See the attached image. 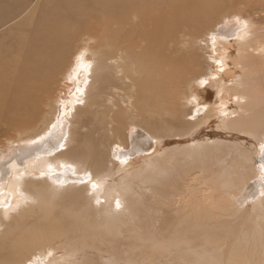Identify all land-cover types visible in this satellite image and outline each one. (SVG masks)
Returning <instances> with one entry per match:
<instances>
[{
    "label": "bare ground",
    "instance_id": "bare-ground-1",
    "mask_svg": "<svg viewBox=\"0 0 264 264\" xmlns=\"http://www.w3.org/2000/svg\"><path fill=\"white\" fill-rule=\"evenodd\" d=\"M211 7L212 4L208 0H179L174 2L173 6L164 0H42L32 14L12 30L0 36V123L2 122L7 129L18 132H34L35 128L44 125L48 118L46 115L52 110V101L58 94L59 86L70 83V86L67 87L68 96H65L69 111H66L65 107L63 109L67 117L60 120L55 118L51 125L45 127L42 132L28 135L25 140L22 138L10 140L9 148L11 149L13 146L15 149L0 156V264H93L86 257L85 251L84 253H80V251L89 248L92 242L101 237L103 242L114 241L118 237L125 240H159L150 232L144 234L139 231V233L135 232V235L130 236L132 239L127 235L137 231L138 225L144 223L139 224L141 218L137 214L139 211L137 203L140 196L142 199V195L136 191L140 186L135 181H140V185L145 187L144 191L147 190L151 196L153 195L152 198L156 196V191L158 192L152 186L158 185L165 190L171 188L172 179H175L179 174L178 170L169 173L162 166H158L159 164L156 165L155 160L165 154L164 147L167 145V141L163 140L165 136L185 137L183 133H175L176 127L171 120L167 119L166 122L163 118V112L170 110L162 103L166 98L163 99V94L160 93L162 89L159 92L158 86L151 85L149 89L143 88L142 90L141 85L145 81L144 78L141 77L139 78L141 80H137L138 82H133L127 76L128 71L119 63L122 62L121 55L117 61L114 60L116 50L123 44H126L123 47L125 54H129L130 57H138L133 50L141 48L138 45L140 42H145L143 54L138 58L147 59V61L160 58L159 65L169 68L170 74L165 77L164 82L172 88L173 92L170 89L172 94L174 90L185 88V92L180 90L182 93L179 97L177 94L178 102L180 104L181 101L183 102L181 109L178 108L180 109L178 118L197 116L200 118L199 124L202 119L207 118L206 120H208L209 117H215L218 127L234 132L238 131V133L244 132L247 137L255 140V144H251L252 149L248 153L249 156L244 157L245 163H251L254 177L243 186L244 190L241 194L238 192V196L233 197L234 203L230 205L250 203L252 212L264 209V111L259 108L264 105V86L262 82V84L254 82L259 79L260 75H256V77L254 73L264 71V28H253V23L238 21L235 27L217 34H214L215 31H211L205 35L203 45L205 53L208 54L207 59L211 64V69L204 78L199 77L191 84V81L188 82L186 78L190 70L188 66L197 64L198 61L192 57H183L185 53L181 55L183 58L180 55L177 57V53L181 54L182 50H179L181 49L179 46H185L187 35L195 34L198 31L199 16H201L199 12ZM26 9L25 3L19 5V0L18 3L14 0H0V26L7 25ZM177 9L179 11L185 9V13L172 17L171 13ZM191 11H196L199 15L188 14ZM148 26L151 27V31H147L146 27ZM194 49L195 46H191L189 50ZM232 50L236 51L235 57L231 54ZM227 60L230 61V65L232 64L234 69L227 68ZM137 68L131 67L134 74L141 71V68ZM157 71L159 72V69ZM235 71H240L243 75L238 76ZM144 84L146 85V83ZM210 89H214L215 100L208 103L207 97L213 93ZM187 91H189L188 94ZM149 93L154 95L146 96ZM138 100H142L149 106L155 103L154 105L159 107L157 113L163 114V117L161 114L159 115L161 116L160 120L166 122L167 129L152 134L140 131L137 129L140 126L133 125L136 128L133 127L135 134L130 137V148H121L114 153L112 159L107 158L105 154L107 149L102 150L105 143H109L115 134H120L117 129L118 124L120 123L122 126L121 121L128 118L121 119L120 114L123 111L132 114L133 110H137V105L134 107V103ZM150 100L151 102H149ZM230 102L237 106L236 110L227 108ZM185 105L191 107L189 114L185 109H182ZM172 108L176 110V107ZM127 115L130 117L128 113ZM195 124L197 125V123ZM161 125L164 128L165 125ZM154 128L159 127L157 125ZM179 140L176 143L180 142L184 145L175 147L177 156L175 158L174 156L170 158L164 156L160 160L170 165L174 158L177 162H183L192 167L196 166L203 171V168L206 167L203 162L205 143L193 144L192 142L188 143L185 139ZM216 143L217 141L212 143V146L216 145L217 147L219 143ZM238 155L237 157L242 158L243 150L242 154ZM238 163L237 167H239ZM210 170L213 172H207V177L212 181L218 180V183L222 184L223 182H219V180L223 181L225 178L222 179L223 175L221 176L223 169L221 173L220 169L219 171ZM160 178H164L165 180H161H167V182L160 181ZM225 186L223 183L224 188ZM223 187L221 186L222 189ZM226 188L231 189L230 187ZM208 196L210 195H206L202 203L206 202L207 207L211 205L209 208L213 211L215 210L213 207L220 209L221 205L212 201L218 198L212 199V196ZM223 199L225 200V198ZM150 200L152 199L149 198L148 203H152ZM143 201L145 200L143 199ZM183 202L185 203V201ZM193 203L195 204L196 200ZM205 206H200V208L198 204V209H202L204 214L207 213ZM194 208L197 206L190 209L191 213ZM240 208L242 207L240 206ZM219 209L217 211H220ZM146 211L148 210L146 209ZM186 211L189 214L190 211L188 209ZM223 211L221 213L224 215L226 211L224 213ZM194 215H196L195 211ZM205 215H201L202 217L198 215L194 220L190 214L194 223L190 226L189 223H186L190 228L192 226L195 228L199 225L195 226L196 222L204 223ZM187 218L189 217L187 216ZM214 218L217 219V216ZM211 219L213 218L211 217ZM260 219L262 218L260 217ZM145 224L147 225V223ZM241 225L243 226L242 223ZM181 227L180 225L173 226V224L165 225V229H163L167 231V234L161 237L160 240L165 241L159 242V247L168 249L169 246H175L174 249H176L181 243L185 244L184 246L189 244V240L193 238L186 236L187 233H190L189 230ZM160 228L162 229V226ZM241 230L243 231V229ZM226 234L225 236H227ZM243 234L245 235V233ZM196 237L208 240V235H203V233H196ZM240 237L243 241L242 236ZM251 237L257 238V234H252ZM170 240L177 241L174 243ZM218 241L220 243L221 240ZM255 241L257 243V240ZM155 243L153 242V245ZM256 243L252 240V244L256 245ZM221 244L222 242L219 247ZM236 245L238 246L237 242ZM245 246L246 244L243 245V247ZM145 247L147 248V246ZM191 247L190 250H192ZM252 248L254 247L252 246ZM260 248L262 247L260 246ZM157 252L159 251L157 250ZM151 254L154 257L152 252ZM238 254L240 253L238 252ZM79 255L80 259H78ZM179 255H176L177 258ZM243 256L245 255L243 254ZM181 257L183 259V256ZM230 258L232 257L230 256ZM244 258L242 262H244ZM119 259L120 257L112 256L110 259L103 260L108 264H117ZM139 260L141 261V259ZM228 260L230 259L228 258ZM236 260L238 261V259ZM140 261L135 262L141 264ZM189 262L187 261V264ZM233 262L235 263V258L231 263ZM247 262L244 263L248 264Z\"/></svg>",
    "mask_w": 264,
    "mask_h": 264
},
{
    "label": "rangeland",
    "instance_id": "rangeland-1",
    "mask_svg": "<svg viewBox=\"0 0 264 264\" xmlns=\"http://www.w3.org/2000/svg\"><path fill=\"white\" fill-rule=\"evenodd\" d=\"M14 1H16V3H18V0H14ZM41 1L42 0H19V5L25 3L27 9L25 10V12L20 14V16H18L16 19H14L11 22H9L7 25H5L3 27L0 26V36L3 35L4 33H7L9 30H12L15 26L20 24L25 18H27L30 14H32V12L38 7V5H39V3ZM164 1L167 4L173 6V3L176 2V1H179V0H164ZM208 1L211 2L212 7L210 9H208V10H205V11L202 10V11L199 12V14H201V16H199L198 31L195 34L187 35V37L185 38V42H186L187 46H186V44H185V46L184 45L183 46H179V48H181L179 50H182V51H181V54L177 53L178 54L177 57H179V55H180V57H182L181 55H183L185 53L183 57H187V58L192 57L194 60L198 61L197 64L188 66V68L190 70H189V74L186 76V78H187L188 82L191 81L190 82L191 84L193 82H195L193 80H196L199 77H203L204 78L206 76V73H208V71H210V69H211V64H210V62L207 59L208 54L205 53L206 51H205V47L203 45V42H204V39H205V35H207L211 31H215L214 34H217V33L225 31L228 28L235 27V24L238 21L239 22L250 23V24L253 23L254 24L253 28H258V27L259 28L260 27L264 28V0H208ZM3 4L5 5V2ZM187 12H189V11H187ZM183 13H185V9L182 10V11L181 10L179 11L177 9L176 11H173L171 13V15H172V17H176V16H178V14L182 15ZM188 14H190V15L191 14L192 15H199L198 13H196V11H194V12L191 11ZM146 29H147V31L148 30L151 31L150 30L151 29L150 26L146 27ZM144 43L145 42H140V44L138 46H140L141 48H135V50H133V52H134V54H136V56L139 57L140 55L143 54L142 50L145 48V44ZM125 45L126 44H123L118 50H116V53L114 55V60L117 61L118 57L121 55L122 62H124V63L126 62L125 63L126 65L124 63H122L121 61L119 63H120V65L122 64V67H124V69L126 71H128L127 72V74H128L127 76L133 82L134 81L138 82L137 80H141V79H139L141 77H142V79L144 78L145 81H143V82L146 83V85L144 83H143L144 85L143 84L141 85L142 86V90H143V88L144 89L146 88L145 90L149 89L151 87V85L158 86L157 89L160 88L158 90L159 92L162 89L160 93L163 94V99L165 97H166L165 99H167V100L164 99L163 101L168 103V104L166 105V103H164V102H162V103H163L164 106H166V108H169L170 111L169 112L166 111V110L164 112L162 111L164 113V117H163V114L161 112H159V113L162 115V117L165 119L166 122H167V119H168V120H171L173 124H175V127H176L174 129L175 133H183L184 134V135L183 134H181V135H183L185 138H177V137H175L173 135L165 136V138L163 139V140L167 141V145L164 147L165 154H162L159 157V159L155 160L156 165L159 164L158 166H162L167 172L172 173L173 171H177L178 170L177 172H179V174H177L178 176L175 177V179H172V182H171L172 183V187H171L172 189L171 188H167L168 190L167 189L165 190V189H163V187L158 186V185L152 186V188H154V190H158V192L156 191V196H154L153 198H152L153 195L151 196V194H149V192H147V190L144 191L145 187H142L140 185V183H139L140 181H135V183L140 186L139 188L136 189V191H138V193H140V195H142V199H141V196H140L139 201L137 203V205L139 207V211H138L137 214H138L139 218H141L139 224L143 223V222L144 223L141 224V225L137 224L139 226V229L137 228L138 229L137 231L131 232V233L127 234V235H129V238L132 239L130 236H132L133 234L135 235V232L139 231L140 233H143V234L146 233V232H150L152 235H154L159 240H154V239H152V240H133V239L132 240H128V239L125 240L122 237H118L117 240H114V241L113 240H108L107 242L106 241L103 242L102 241V237H101V238H99V240H96V241L92 242L90 244L89 248L80 251V253H82V252L84 253V251H85V253L87 254L86 257L89 258L88 260L91 261L93 264H95V263L96 264H108V263H105V261L103 259L107 260V259H110L112 256L120 257V259L117 260L118 261L117 264H128V263L129 264H131V263L139 264V263H136V262L140 261L139 259H141V261H140L141 264H176V263H178V264H185L186 263L187 264V261H190L188 264H216V262H217V264H219V263L222 264V262H223V264H228L229 261H231V260L234 261V258H235V263L234 262L231 263L232 262L231 261L230 264H245L244 262H247V261H248L247 262L248 264H257V263L258 264L259 263L264 264V261H263L264 260V254H263L264 253V251H263L264 250L263 249L264 248V238H263V236H264L263 235L264 234V232H263L264 231V220H263L264 219V209L260 210V211L259 210L253 211L254 212V214H253V212L251 210L252 206L249 205L250 203H247L245 205H239L238 204L239 206L238 205H230V204L234 203L233 197L235 195L238 196V192H239V194H241V192L244 190L243 186L248 184L251 181V179L254 177V174H253L254 171H253V168L251 167V163L250 162L249 163L248 162L245 163L246 159H244V157L246 158V157L249 156L248 153L252 149L251 144L254 145L255 144V140L250 139L249 137H247L244 132H241V133L239 132L240 133L239 134L238 131L234 132V131H232L230 129L218 127L217 124H216L217 119H215V117H209L208 120H206L207 118L206 119H202V120L199 121V124H198V120L200 118H198L197 116H191V117L187 116V117H183V118H181L182 117L181 116V117L178 118L179 110L181 109V107H182L181 105H182L183 102L181 101V104H180L177 99H178L179 95L182 92H185V88L182 87L181 88L182 90L178 89L179 91L181 90L182 92L181 91L179 92L178 90H176V91L174 90L175 94L174 93L172 94V92H173L172 88L169 87L164 82L165 77L169 76L170 71H169V68H167V67L165 68L164 67L165 68L164 69L163 67H161L159 65L160 58H156V59H152V60H148L147 61V59L143 60L141 58L139 59L138 57H134V56L130 57L129 54L127 55L124 52L123 47ZM191 46H195V49L190 51L189 49H190ZM203 47H204V49H203ZM186 49H187V51H186ZM231 54H232L233 57H235L236 51L232 50ZM227 62H228V67L227 68L234 69L232 64L230 65V61L227 60ZM132 66L136 67V68L137 67L141 68V71L137 72V74H134L132 72V70H131ZM153 66H156L157 68L155 69ZM158 67H160L161 69L158 68ZM203 67H204V69H203ZM158 69H159V72L157 71ZM150 71H151V73H150ZM263 72L264 71H260V72L254 73L255 76L256 75L258 76L259 74L263 75V76L259 75L261 78L258 76L259 79H256L254 82H259V83L262 82L263 84L262 83L261 84L264 86V73ZM147 73H148L149 78H147L148 77ZM152 73H153V75H152ZM151 75H152V77H151ZM158 75H159V77L162 76V78H159ZM164 75H166V76H164ZM236 75L242 76L243 74H241L240 71H237ZM261 79H262V81H259ZM146 80H148L149 82L146 81ZM160 82H163V83H160ZM156 83H157V85H156ZM158 84H160V85H158ZM68 86H70V83H67V84L65 83V85L59 86L58 90L61 93L59 91L57 92L58 94L55 96L54 100L52 101V103H53L52 104L53 105L52 106V110H51V112H48L49 115L48 114L46 115V117H48V118H46V123L44 125H40L39 124L41 127L37 126L38 128H40L39 130H38V128H35L34 132H32V131L28 132L27 131L28 132V134H27V132H23V131L22 132H18V131H15V130L7 129L3 125L2 122L0 123V156H2V154H4V155L7 154L8 151H10V150H14L15 149L13 146H11V149L9 148L10 147V145H9V141L10 140H14L16 138H22V139L25 140V139H27L26 136H28V135H34V134H38V133L42 132L45 127L51 125V122L54 121L55 118H57V120H60L61 118L67 117L66 112H64L63 109L65 107L66 111H69L68 101L66 100V97H65V96H68V92H67V87ZM163 86L166 87V88L164 89ZM205 87H206V85H205ZM205 87H203V89H205ZM170 89H171L172 92L170 91ZM211 91L213 92L214 89H212ZM188 92L189 91H187V94H188ZM168 93H169V95H168ZM177 94H178V97H177ZM148 95H152L153 96L154 94H152V93L146 94V96H148ZM213 100H215L214 92L212 93V95L210 97H207V102L208 103L212 102ZM171 101H173V103H170ZM149 102H151V100ZM144 104L145 103H143L142 100H138V101H136L134 103V107H136V105H137V107H136L137 110H135V111L133 110L132 114L127 112V111H123L122 114H120L121 119H123L125 117H128V118L127 119L125 118L126 120L123 119L121 121L122 122V126H121L120 123L118 124L119 127H117V129L119 131L118 133H120V134H118V135L115 134V136L112 137V139H110L109 143H107V144L105 143V146H104L105 148L103 147L102 150L104 151V150L107 149L105 151V154H106L107 158L112 159V157L114 156V153H116L121 148H126V149L130 148V146H131L130 137H131V135L134 136V134H135V129L134 128H136V126H133V125L140 126L139 128H137V129H140V131L142 130L143 132L152 133V134L155 133V132H156L155 134H157V132L158 133H159V131L163 132V130L165 131L167 129L166 128V126H167L166 122L163 121V120H160L161 116H159L160 114L157 113V110L159 109V107L157 108L154 105L155 103L153 105L151 104L150 106L148 104H145L146 105L145 106ZM227 106H228L227 108L229 110H236L237 109L236 108L237 106H235V104H233L232 102H230ZM172 107H176V110H175V108L173 109ZM179 107H180V109H178ZM183 107L184 108H182V109L183 110L185 109L187 114H189L191 112V107H189L187 105H185ZM262 107H259V108L263 109V111H264V105H262ZM147 108L149 110L151 109V111H148ZM46 111H49V110H46ZM123 113H125V114H123ZM127 113L130 115V117L127 115ZM155 114H157V115H155ZM123 115H124V117H123ZM158 117H159V119H158ZM182 119H184V120H182ZM47 120H49V121H47ZM150 122H152V123H150ZM162 122H164V123H162ZM195 123H197V125ZM161 124H163V126L165 125L164 128L161 127L162 126ZM184 124H186V125H184ZM151 125H152V128H151ZM155 125L156 126L158 125L159 128H157V129L154 128V127H156ZM160 127L163 128V129H161ZM153 128H154V131H153ZM184 129H185V131H184ZM155 130H157V131H155ZM79 132L81 133V130H79ZM117 137H118V140H117ZM175 138L177 140L182 139V140H179V141H183L185 139V140H187L188 143L192 142L193 144H196V143L199 144V143H203V142L205 143V145H206V147L204 149L205 158L203 159L204 160L203 162H204L206 167L203 168V171H205L204 173H199V172H203V171L200 170L201 168L199 169L196 166L192 167L189 164L187 165L186 163H183V162H179V161L177 162V160L174 159L175 156H177V153H176L175 149L178 148V147H181L182 145H184L183 143H180V142L176 143L177 140ZM216 141H217V143H219L217 145V147H216L215 144H214L215 146H212V143H215ZM218 141H220V142H218ZM188 143H186V144H188ZM221 143H222V146H221ZM177 144H178V146H177ZM212 147H214V148H212ZM209 148H211V149H209ZM238 149H240V150H238ZM242 150H243V157L242 158L237 157L238 154H242ZM237 151H238V153H237ZM164 156H166V158H170L171 156L172 157L174 156V158L170 162V165L169 164L167 165L166 162L160 160V159H163ZM238 158H240V159H238ZM210 159H211V163H212L211 165H210ZM238 161H239V163H238ZM240 162H241V164L242 163L243 164L241 165ZM237 163L239 164V167H237L238 166ZM181 167H182L183 170L181 169ZM171 168H173V169H171ZM210 169H212V170L216 169L217 171H219V169H220L221 170V171H219L220 173L222 172V169H223V172L221 173V176L223 175L222 179L224 177L225 178L223 179V181L219 180V182H223L226 185L225 188L223 187V183L219 184L218 180L212 181L209 177H207V175H206L207 172H209V173L213 172ZM217 171H214V172H217ZM183 174H184V177H183ZM186 175H188V176H186ZM226 176H227V178H226ZM161 179L165 180L164 178H160V181H162L164 183L167 182V180L163 181ZM225 179H226V181L224 182ZM228 179L231 180V181H229ZM215 183H216V186H215ZM212 184H214V185H212ZM221 186L223 187V189L221 188ZM226 187H230L232 190L229 189V188H226ZM162 193H164L165 195L162 194ZM206 195H210L208 197L212 196L211 197L212 199L214 197H215V199L218 198L216 200H214V199L212 200L214 202H217V204L221 205L220 209L217 208V207H213L216 211H217V209L220 210V211H217V212L214 210L217 214L213 211V209L209 208L211 205H209V207H207L206 202L203 201V203H202V200L206 198ZM228 195L230 196V198H229ZM149 198L152 199V200H150V202L152 201V203H148ZM165 198L167 199V201H165L166 200ZM223 198H225V200ZM143 199L145 201H143ZM195 200H196V203L194 204L193 202ZM153 201H154V203H153ZM183 201H185V203ZM191 202H192V204H190V205H194V206L190 207L189 203H191ZM158 203H159V205H158ZM162 203H163V205H162ZM198 204H199V207L200 206L204 207L205 204H206L205 207H207V210H205V212H207L208 214H212V215L208 216L207 213H205L206 214L205 215L203 210L200 209L201 207L198 209ZM173 206L175 207V209H174ZM196 206H197V208L193 209L195 211L196 215L193 216L194 211L191 213V210H192L193 207H196ZM240 206L242 208H240ZM151 208H153V209H151ZM234 208L235 209L237 208V209L235 210ZM146 209L148 211H146ZM154 209L155 210L157 209L160 212L159 211H155ZM187 209H188V211H190L189 214L186 211ZM208 209H210V211H208ZM175 210H177V211H175ZM200 210H202L201 211L202 213L201 212L199 213ZM223 210H225L226 212L223 211ZM151 211H153V212H151ZM222 211H223V213L225 212L224 215L221 213ZM178 212H180V214H178ZM177 214H178V216H177ZM181 214H182V216L183 215L184 216L182 217ZM185 214L189 218H187V216ZM190 214H192V217H193L194 220L197 218L198 215L200 217L205 215L204 223H200V221L198 223L196 222L195 226H196V224L197 225L199 224L200 226L198 225L195 228L192 226L194 228L193 229L191 227L193 229L192 230L189 226H190V224L193 225L194 222L191 220L192 218H190L191 217ZM219 214H220V216H219ZM235 214H236V216H235ZM229 215L230 216L232 215V216L230 217ZM210 216L214 220L211 219ZM214 216L215 217L217 216V219H219V220L214 218ZM169 217H173V218L170 219ZM178 217H179L180 220L178 219ZM219 217L221 218V220H220ZM260 217L262 219H260ZM167 218H168L169 221L166 220ZM232 218L234 220L233 223H232V221H233ZM157 219L159 221L160 220L161 221L159 222ZM215 219H216V221H215ZM225 219H227L226 222H225ZM164 220L167 222V223L165 222L166 224L164 223ZM174 220H176V221H174ZM209 220H211L212 222L210 221V223H209ZM177 221H178V223H176ZM201 221L203 222L202 219H201ZM186 222L189 223L188 224L189 226L187 225ZM246 222H249V223H246ZM145 223H147V225ZM225 223H226V225H225ZM241 223L243 224V226L241 225ZM168 224L169 225L173 224V226L177 225V227H178V225H180V227L183 226L181 228H184L185 230H189L188 232H190V233H187L186 236H189V237L192 236V238L194 240L193 239L189 240V242L187 240L186 243L188 242L189 244H186V246H184L185 244L181 243L179 246L176 247V249H174L175 246H169L170 249L169 248L168 249L160 248L159 247V242L165 241V240H160V239H161V237H164V235L167 234V231H164V229H165L164 226L165 225L168 226ZM201 224H202V226H201ZM212 224H214V225H212ZM230 224H232V225H230ZM140 226H143L146 229L145 228L143 229ZM147 226H148V230H147ZM159 226L160 227L162 226V229ZM216 227H217V229L218 228L219 229L217 230ZM239 227L240 228L242 227L241 229H243V231ZM195 229H197V230H195ZM149 230H151V231H149ZM193 231H195L196 233H203V235H208V240H201V238L199 239V237H196V233L195 232L193 233ZM247 231H249L251 233H249V232L247 233ZM160 232H162V234H160ZM208 232H210L211 234L208 233ZM220 232L222 233V235H221ZM218 233H220V234L218 235ZM225 233H227L226 234L227 236H225ZM243 233H245V235L247 234V236H245ZM233 234H234V236H233ZM252 234H257V238L256 237L252 238L251 237ZM261 234L263 236H260ZM223 235H224V237H223ZM235 236L237 237V240H239L241 243L236 240ZM240 236H242L243 241L246 244L245 247H243V245H245V244L242 241ZM258 237H260V238H258ZM218 238H220V239H218ZM217 239L221 240L220 243L222 242L220 247H219L220 243H218L219 241ZM245 239L246 240L248 239L247 242H246ZM258 239L260 240L259 242H258ZM252 240H253L254 243H256L255 240H257L256 245L252 244ZM156 241H158V243H155ZM170 241L175 243L177 240H170ZM200 241H201V244H200ZM153 242L155 243L154 244L155 246L153 245ZM178 242H179V240H178ZM190 242L192 243L193 246L191 245ZM194 242H196V243H194ZM236 242H237L238 246L236 245ZM206 243L211 244V245L209 246ZM109 244H111V245H109ZM257 244L260 245L262 248H260V246H258ZM122 245H125V246L122 247ZM151 245H152V247H151ZM126 246H128V247H126ZM145 246H147V248ZM252 246L254 248H252ZM256 246L259 247L260 251L257 250L258 247L256 248ZM190 247H191L192 250L189 249ZM237 247H238V250H237ZM239 247H241L240 250H239ZM110 248H111V250H110ZM172 248H173V250H172ZM193 248H195V249H193ZM231 249H236V250L233 251ZM122 250H123V252H121ZM157 250L159 252H157ZM253 251H254V253H253L254 255L252 254ZM146 252H148V254H146ZM151 252L154 254L155 258L153 257ZM238 252L240 254H238ZM90 253H91V255H89ZM124 253H127V254L125 255ZM156 253H158V254H156ZM159 253L161 254V257H159L160 256ZM229 253H231V254H229ZM235 253H237L236 257H235ZM242 253L245 256H243ZM256 253H258L259 255L258 254L255 255ZM131 254H133L134 256L131 255ZM175 254L176 255L180 254L179 257L183 256V259H182V257L181 258L178 257L179 258V260H178V258H177V256ZM232 254H234V255H232ZM124 255H125V257H124ZM157 255H159V256H157ZM184 255H186V256H184ZM230 256L232 258H230ZM241 256L245 257L244 258V262H242L243 261V257H241ZM254 256H255V259H254ZM79 257H80V255L78 256V259H80ZM156 257H157V259H156ZM186 257L189 258V260H187ZM128 258H130V259H128ZM228 258L230 260H228ZM258 258H261V259H258ZM225 259H226V261H225ZM236 259H238V261L241 259L240 260L241 262L240 261L238 262ZM246 259H248V260H246ZM250 259L252 261H249ZM176 260H178V261L176 262ZM227 260H228V262H227ZM255 260L256 261L259 260V261L256 262ZM207 262H209V263H207ZM224 262H226V263H224ZM109 264H115V263H109Z\"/></svg>",
    "mask_w": 264,
    "mask_h": 264
},
{
    "label": "snow or ice",
    "instance_id": "snow-or-ice-1",
    "mask_svg": "<svg viewBox=\"0 0 264 264\" xmlns=\"http://www.w3.org/2000/svg\"><path fill=\"white\" fill-rule=\"evenodd\" d=\"M119 206V205H118Z\"/></svg>",
    "mask_w": 264,
    "mask_h": 264
}]
</instances>
